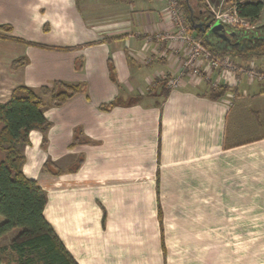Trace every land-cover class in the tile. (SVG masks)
<instances>
[{
  "label": "crops",
  "instance_id": "obj_1",
  "mask_svg": "<svg viewBox=\"0 0 264 264\" xmlns=\"http://www.w3.org/2000/svg\"><path fill=\"white\" fill-rule=\"evenodd\" d=\"M0 3L19 24L26 10L47 23V39L28 40L70 48L0 37L1 103L21 85L83 84L20 147L23 174L46 193L43 216L77 264H264V76L249 74H264V54L223 55L244 72L201 60L198 75L183 70L185 44L164 37L178 30L167 0ZM224 29L229 41L208 33L212 43L234 40Z\"/></svg>",
  "mask_w": 264,
  "mask_h": 264
},
{
  "label": "trees",
  "instance_id": "obj_2",
  "mask_svg": "<svg viewBox=\"0 0 264 264\" xmlns=\"http://www.w3.org/2000/svg\"><path fill=\"white\" fill-rule=\"evenodd\" d=\"M79 1V0H77ZM177 7L182 11L188 30L215 56L226 53L244 54L250 52L253 56L264 54V24L251 30H234L237 35L234 40L225 43H212L208 33L192 29L189 25V9L185 0H176ZM201 0H189L193 10L194 21L214 22L207 9L200 6ZM237 15L254 23L263 9L262 0H233ZM0 28L11 30L9 25ZM1 37V36H0ZM9 41H19L18 38L1 37ZM30 46L49 50H69L70 48H55L45 44L27 42ZM28 63L26 57H19L12 62L13 67ZM80 67V66H79ZM77 67V69L79 68ZM108 70L110 79L115 81V72L109 59ZM263 73V72H259ZM226 86L210 88L212 98L221 97L226 92ZM83 91V84L67 83L53 80L34 89L21 85L13 89L10 99L0 102V238L18 229L9 246L0 247V264H77L59 240L51 225L43 216L46 204V193L31 178L26 177L21 164L24 160L20 152L21 145L28 143L31 130H38L43 135L50 125L44 116V111L51 106L64 104L74 95ZM114 101L100 106L108 109ZM46 142L45 136L42 143Z\"/></svg>",
  "mask_w": 264,
  "mask_h": 264
},
{
  "label": "built area",
  "instance_id": "obj_3",
  "mask_svg": "<svg viewBox=\"0 0 264 264\" xmlns=\"http://www.w3.org/2000/svg\"><path fill=\"white\" fill-rule=\"evenodd\" d=\"M171 4L174 0H167ZM206 6L210 9L213 20L218 21L221 24L233 28V29H250L253 28L251 23L244 18L237 15L236 5L233 0H204ZM225 5V6H224ZM217 8V9H215ZM174 23L177 25L178 30L175 34H168L164 37L168 39L178 40L186 46V56L183 61V70L187 69L192 74L198 75V69L194 63L197 60L205 61L210 67L222 68L223 71H240L244 72V68L237 67L232 61L226 56H215L201 43V41L195 37L187 28L184 17L181 12L177 11L176 8L170 6L169 9ZM250 27V28H249ZM249 74L259 79L263 78L264 74L250 70ZM170 84L177 83V79L171 80Z\"/></svg>",
  "mask_w": 264,
  "mask_h": 264
},
{
  "label": "rangeland",
  "instance_id": "obj_4",
  "mask_svg": "<svg viewBox=\"0 0 264 264\" xmlns=\"http://www.w3.org/2000/svg\"><path fill=\"white\" fill-rule=\"evenodd\" d=\"M174 2H175V5H174V3L171 4V2L167 1V9L168 10L170 9V6H172V7L177 9V6H176L177 5V1L174 0ZM200 6H203L205 9H207L209 14L212 15L210 9L206 6V3L204 2V0L200 1ZM215 9H217V8H215ZM41 11L42 10H39L40 13H42ZM177 11L182 13V11L179 10V9H177ZM26 15L28 17H30V15H31L32 18H29L30 22L28 24L25 23L24 25H22L21 22H20L21 24H19L17 22V20H15L12 12L9 9H7L6 7H3V4L0 3V26L9 25L11 27V30H7L6 28H3V29L0 28V36L1 37L8 36V37L18 38L19 41H17V40L15 41L14 40V41H11V42L17 43V44H19L20 46H23V47H29L30 46V45L26 44L27 42L28 43L29 42L38 43V42H35V41H32V40H28L27 36H29V35L35 37L37 39L36 41H38V40L41 41V40L47 39L49 37V34L51 33L47 23L46 22L45 23L44 22L40 23L38 16L36 17L34 15V11L29 14L27 12V10H26ZM182 15H183V13H182ZM3 22H9V23L6 24V23H3ZM261 24H264V9H263V11H262V13L260 15L259 22L255 21L254 23H251V25L254 26V27L259 26ZM35 27H39V30L37 32H35L33 30ZM253 28H250L248 30H251ZM15 30H17V33L15 32ZM244 30H246V29H244ZM213 34H214V37H216V40L217 39H224V40H228L229 41V39H227L225 37H221V35L220 36L217 35V32L213 33ZM228 38H229V36H228ZM38 44H41V43H38ZM36 48H40V47H36ZM0 50H2L1 46H0ZM243 56L246 57V59H249L253 55L250 52H245L243 54ZM11 66H12V64H11ZM1 221H2V217H0V222ZM16 233H18V229L13 230L12 232L8 233V235H6V236H15ZM0 243H2V241H0Z\"/></svg>",
  "mask_w": 264,
  "mask_h": 264
},
{
  "label": "water",
  "instance_id": "obj_5",
  "mask_svg": "<svg viewBox=\"0 0 264 264\" xmlns=\"http://www.w3.org/2000/svg\"><path fill=\"white\" fill-rule=\"evenodd\" d=\"M187 3L188 9H189V25L192 27V29L196 30L199 29L203 33H216L217 35H221V37H225L228 39V36H232L234 32H229L224 29V25L221 24L218 21H214L213 23L210 21H194L192 18L193 10L189 3V0H185Z\"/></svg>",
  "mask_w": 264,
  "mask_h": 264
}]
</instances>
